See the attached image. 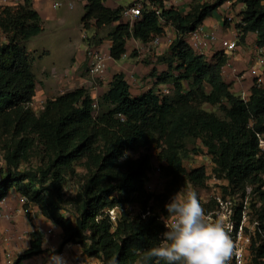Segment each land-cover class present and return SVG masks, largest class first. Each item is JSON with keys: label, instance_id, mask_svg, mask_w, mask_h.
Here are the masks:
<instances>
[{"label": "trees", "instance_id": "1", "mask_svg": "<svg viewBox=\"0 0 264 264\" xmlns=\"http://www.w3.org/2000/svg\"><path fill=\"white\" fill-rule=\"evenodd\" d=\"M85 1L81 21L85 30L116 25L107 35L114 61L126 55L130 39L149 44L164 35L165 25L148 5L143 16L130 25L123 22V7L109 8L108 0ZM229 1L244 6L243 24L237 25L238 44L245 45L253 33L257 35L255 45L264 48V0L195 3L187 12L152 0L151 5L160 8L162 18L177 31L161 59L167 71L151 72L159 93L152 88L134 96L125 74L120 73L98 101L81 88L47 100L38 115L33 110L36 75L25 43L44 32L43 19L33 0L0 6V34L5 36L0 41V146L6 166L1 172L5 176L0 178V202L16 191L62 229V247L80 243L84 254L101 264H111L113 259L117 264H141L160 242L164 227L158 218L164 216L152 212L151 201L158 202L159 197L145 188L151 156L133 159L130 154L157 148L158 160L172 180L187 178L195 186H204L208 179L204 167L188 172L183 166L186 140L197 139L215 159V174L229 182L225 194L240 191L245 197L251 187L259 195L263 207L256 219L264 225V153L257 137L264 134V86L253 77L249 99L244 100L233 93V82L223 78L228 63L223 52L207 61L187 41L190 33ZM163 87L173 95H163ZM95 104L97 109L107 105L108 110L95 116ZM205 105L219 106L224 118L204 109ZM34 155L40 156V164L21 169ZM83 160L90 176L76 199L68 200L64 192L67 178L77 176L76 164ZM70 204L75 205L73 212L67 209ZM136 204L144 212L149 208L151 216L142 219L129 214L126 206ZM114 207L126 209L115 228L106 214ZM46 251L43 235L35 231L30 248L19 255L16 264ZM253 251L254 262L264 264V246L254 244Z\"/></svg>", "mask_w": 264, "mask_h": 264}, {"label": "crops", "instance_id": "2", "mask_svg": "<svg viewBox=\"0 0 264 264\" xmlns=\"http://www.w3.org/2000/svg\"><path fill=\"white\" fill-rule=\"evenodd\" d=\"M112 1V2H111ZM168 4L166 8L175 7L182 11H190L191 5L195 3H213L215 0H167ZM53 2L55 0H33L34 8L39 12L43 21L47 23L61 24L64 21L58 23V18L55 17V10L53 7ZM85 12L86 1L81 0ZM23 3L22 0H9L8 6H17ZM233 4V3H232ZM70 9H73V4L68 5ZM106 6L112 9L118 7H124L120 0H108ZM228 3H225L214 15L208 18L202 25L204 31L208 33H214L217 35V40L213 41L207 50L201 51L190 38H187L188 43L192 46L195 54L201 55L205 60H210L215 54L222 52L221 39L226 38L230 40L236 39V22H233L230 26L226 27L223 22L222 10L230 8ZM227 15L234 18L235 12L232 9H228ZM241 12L244 10V6L241 4L239 9ZM239 11V12H240ZM242 19V16L240 17ZM123 22H125L123 20ZM126 23V22H125ZM116 25H113L114 27ZM112 27L104 28L100 31H95V37H90L86 30L81 24L80 27L72 29L70 36L68 50L66 52L68 64L64 69L61 68L60 62H49L48 65L52 64L51 69H47L45 64L41 66V78L38 79L36 76V81L43 84V75H47V100L55 99L56 97L66 94L68 92L75 91L77 89L85 88L90 92L91 97L97 101L99 97L104 95L108 90L110 83L112 82L115 75L123 73L126 76L128 83L131 86V92L134 96L146 93L142 90L144 82L140 83V80L144 78V74L141 75V71L137 68L140 60L147 59L146 63L142 65L146 69V75L151 74L153 69H156L158 74L167 71V66L165 63L157 62L158 57L164 56L169 49L168 44H166V38H161L160 47H152L149 44H143L135 39H130L127 44V53L123 59L119 62L114 61L110 56V51L112 47V41L107 39V35L110 33ZM226 27V30L224 29ZM257 39L256 34H249L245 45L239 46V51L237 57L234 59L235 66L239 71H245L251 65L254 58L255 52V42ZM137 50L138 57L132 58L131 54ZM90 51H97L101 54L107 56V70L102 75L101 79L97 78V85L94 84V79L90 75V57L88 53ZM48 55V52H47ZM126 59H128L126 61ZM133 61L137 62L133 64ZM58 64V66L56 65ZM135 67V72L132 67ZM135 72V74L133 73ZM261 84L264 86V71H262ZM45 73V74H43ZM246 73L245 79L240 82H233L232 91L236 95H240L242 92L250 93L253 85V77ZM249 75V77H248ZM223 78L227 83H232L231 68L225 67L223 69ZM153 80V79H152ZM58 90V91H57ZM59 92L58 95L53 96V93ZM21 195L16 191H11L7 198L0 202V213L9 214L11 212L21 209L23 206L21 201ZM24 215H20L16 222H10L6 220L3 216H0V264H5L6 252L11 250L17 257L20 254L27 251L30 248L31 243V233L33 231H39L43 235L44 248L47 250L46 253L39 257L27 260L22 264H54V258L57 253L65 252L67 255L71 256L72 248L69 246L61 247L63 242L62 235L59 234L55 236L48 235V231L53 227L54 223L43 215L40 214L38 207L34 204H29ZM61 234L62 231H61ZM58 251V252H57ZM15 259V260H16Z\"/></svg>", "mask_w": 264, "mask_h": 264}, {"label": "rangeland", "instance_id": "3", "mask_svg": "<svg viewBox=\"0 0 264 264\" xmlns=\"http://www.w3.org/2000/svg\"><path fill=\"white\" fill-rule=\"evenodd\" d=\"M59 3L62 4L60 8H57L55 10V17L58 18V23L60 21H64L61 24H55V23H47V21H43V27L44 32L39 35L38 37L32 39L30 42L25 43V46L28 50V52L31 54L32 57V65L35 75L38 79L41 78V66L45 64L47 68V63L49 62H60L61 68L64 69L66 65L68 64V60L66 57V52L69 49V41L70 36L72 35L71 31L72 29H76L80 27L82 24V18L85 15L83 4L81 0H56ZM9 0L7 3H0V6L5 7L8 6ZM112 2V1H111ZM121 4L125 7L128 6L132 0H120ZM70 3L73 4V9L71 10L68 6ZM107 2H105L106 4ZM230 8H227L226 10H222V16H223V22L225 23L226 27H231L230 25L233 22H236L237 20L240 21V17L242 16V12L239 9L241 7L240 2H234L232 6H229ZM228 9L234 10L235 17L231 20L227 19V13ZM240 11V12H239ZM238 25V24H237ZM236 25V26H237ZM226 27L224 28L226 30ZM109 28V27H106ZM95 29L91 28L90 30H86L87 34L90 37H95ZM233 40V39H232ZM0 41H5V36L0 34ZM48 52V55H47ZM135 53H137V50H134V53L132 52L131 57L137 58L139 55L137 53V56L135 57ZM167 55L168 51L165 52ZM135 54V55H133ZM162 57L157 58V62L164 63L161 61ZM128 59H126L127 61ZM147 59H142L138 62L142 65H147L148 62ZM137 63L133 61V64ZM58 66V64H56ZM140 65V68H137L141 71V75L144 74V78L141 82H144L142 90L149 91L152 88L155 89V92L159 93L160 87L155 88L156 81L152 80L151 74H146V69L144 66ZM167 66V65H166ZM52 64L48 65L47 69H51ZM132 70L136 71L135 67H132ZM135 72H133L135 74ZM45 74V73H43ZM250 75V74H249ZM248 75V77H249ZM251 76V75H250ZM43 84H41L38 81L37 84V93L36 98L33 101V110L35 114H39L42 111V108L44 104L47 102V75H43ZM262 78V77H261ZM245 79V78H244ZM243 79V80H244ZM241 80V81H243ZM261 82V81H260ZM259 82V83H260ZM230 83V82H229ZM236 83V82H234ZM185 87L188 89V83H185ZM58 91V90H57ZM53 93V96H56L59 94V92ZM173 93L171 92L169 96H172ZM100 99V97H99ZM98 101V100H97ZM204 109H206L209 112L215 113L220 118H224V113L220 109L219 106H210L205 105ZM108 110V106H101V109H96L95 116H99L101 113ZM185 149L183 150V166L186 169V171L191 172L193 170L199 169L204 167L206 169V173L208 175V179L204 186H195L191 184L187 178H181L178 181L172 180L165 172L161 162L157 158L158 149L151 147L148 149L141 150L140 152L132 153L130 154L133 159H138L139 157L150 155L151 156V164H152V170L148 175V179L146 181V191L150 193L151 195H154L156 197H159V201L156 202L154 199L151 201L150 206L153 207L154 214H158L159 216L167 217V212L165 209V205L170 202L171 197L174 195H179L181 199L186 198L187 194L189 192H195L198 196V199L200 200L202 206L205 210H208L214 206V203L211 201L213 196V189H219L225 186L229 185V182L225 179L219 178L217 175V178L222 184H213L212 181V174H215L214 168L216 167V162L213 156L208 152V149L205 147V145L201 142V140L197 139H188L185 143ZM85 161L78 162L76 164V171L77 176L76 177H68L66 188L67 192L65 193L66 199L68 200H75L76 195L83 189L84 185L87 182V179L89 178V170L85 166ZM40 164V156H33L28 163H24L21 167V169L25 170L30 167H37ZM6 170L5 161H4V155L2 148L0 146V178L3 175L1 172ZM225 185V186H224ZM251 191L252 188L250 187ZM231 194L235 197V203L237 205H240L243 201H245V197L243 196V193L240 191L231 192ZM249 204L251 205L252 209V218L256 219L258 218V212L263 207V201L261 198H259V195H255L254 193H251L249 196ZM129 208L128 213L132 216H136L138 211H140L139 205L134 206H126ZM67 209H70V211H74L75 205L70 204L67 206ZM164 209V210H163ZM69 212V211H68ZM62 247V244H61Z\"/></svg>", "mask_w": 264, "mask_h": 264}, {"label": "built area", "instance_id": "4", "mask_svg": "<svg viewBox=\"0 0 264 264\" xmlns=\"http://www.w3.org/2000/svg\"><path fill=\"white\" fill-rule=\"evenodd\" d=\"M7 1L8 0H0V3H7ZM150 1L152 0H132V2L128 6L123 7V20L130 25H134V23L143 16L145 5H148L151 11H154V13L159 17L160 22L165 25L164 35L161 37H157L154 41L150 42L149 45L157 48L160 47L162 44L161 38L164 37L167 39L166 44L170 46L177 38V31L170 24H167L166 21L162 18L161 9L156 6H152ZM158 1H162L165 7L168 4L167 0ZM227 3L229 5H232V3L234 2L229 1ZM61 6L62 4L58 1L55 0V2H53L54 9L60 8ZM227 19L232 21V18L228 15ZM237 24L242 25V19L238 21L236 25ZM239 37L240 31L236 26L235 40L226 38L221 39V45L223 49L222 52L228 59L226 67L231 68L232 82H240L245 78V75L248 72L252 77H255L260 82V73L261 71H264V48H258L256 46L255 52L253 54L254 58L251 62L250 67L243 72L239 71L236 68L234 61L239 51ZM187 38H190L193 42H195L196 46L201 51H204L209 48L210 44L213 41L217 40V35L204 31L203 27L200 26L194 32L190 33ZM88 55L91 60L89 72L94 79V84L97 85V78L101 79L102 75L107 70L108 58L107 56L97 51H90ZM161 93L163 95H170L171 90L168 87H163L161 89ZM241 95L244 100L248 101V93L242 92ZM97 106L98 105L95 104L94 108L97 109ZM257 137L259 139L260 152L261 154H263L264 134H258ZM212 181L213 184H222L217 178L216 174H212ZM225 187L213 189V196L211 201L214 203V206L208 210H205V212L210 218L211 222H215L217 219L222 217L225 223L228 224L231 228L230 236L233 240L234 248L233 255L230 258L228 264H256L254 262L253 245L256 244V247L261 245L264 246V225L258 219H253L251 216L252 209L251 205L249 204V196L252 191L250 188H248L245 201H243L240 205H237L235 203V197L232 194L224 193ZM64 192H67L66 187L64 188ZM21 201L23 204L21 209L9 214L0 213V216H3L10 222H16L19 219L20 215H24V212H28L29 214L31 210H27L30 204L28 199L22 196ZM125 210L126 209H122L121 207H114L106 211V214L108 215V218L114 228L117 225L120 213L124 212ZM151 214L152 213L149 208L145 212L140 208V211H138L136 216H141L142 219H147V217L151 216ZM163 218L164 217H160L158 218V220L163 224L165 231L166 229ZM167 219L168 218L165 217V220ZM61 231L62 229L58 225L54 224L53 227L48 231V235L55 236L59 234V236L62 235V239H64V234H61ZM65 246L71 247L73 253H71V256L67 255L65 252L57 253L54 258V264H101V260L97 258H91L88 255L84 254L83 247L80 243H69ZM65 246H63V248ZM5 256V264H16L18 257L16 259V255L13 251H7Z\"/></svg>", "mask_w": 264, "mask_h": 264}, {"label": "clouds", "instance_id": "5", "mask_svg": "<svg viewBox=\"0 0 264 264\" xmlns=\"http://www.w3.org/2000/svg\"><path fill=\"white\" fill-rule=\"evenodd\" d=\"M165 209L166 230L141 264H228L234 248L231 228L222 217L211 222L195 192L184 199L172 196Z\"/></svg>", "mask_w": 264, "mask_h": 264}]
</instances>
